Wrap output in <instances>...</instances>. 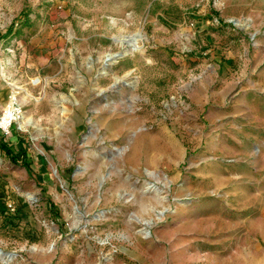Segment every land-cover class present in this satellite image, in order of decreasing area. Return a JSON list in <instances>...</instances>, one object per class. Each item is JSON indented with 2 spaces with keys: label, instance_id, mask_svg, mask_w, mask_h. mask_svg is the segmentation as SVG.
I'll list each match as a JSON object with an SVG mask.
<instances>
[{
  "label": "rangeland",
  "instance_id": "1",
  "mask_svg": "<svg viewBox=\"0 0 264 264\" xmlns=\"http://www.w3.org/2000/svg\"><path fill=\"white\" fill-rule=\"evenodd\" d=\"M12 108L0 264H264V0H0Z\"/></svg>",
  "mask_w": 264,
  "mask_h": 264
},
{
  "label": "bare ground",
  "instance_id": "2",
  "mask_svg": "<svg viewBox=\"0 0 264 264\" xmlns=\"http://www.w3.org/2000/svg\"><path fill=\"white\" fill-rule=\"evenodd\" d=\"M135 40H136V38H133V43L135 42ZM13 91L14 92L12 93V95L15 94V90H13ZM11 102L18 103V101L16 99H14L12 96H11ZM17 118H19V124H20V126H23L25 124L28 125L29 118L25 117V115L24 114H21V113H17V114L14 115V113L11 111V109H9L8 112L6 113L5 119H4V123L7 124L10 120L17 119Z\"/></svg>",
  "mask_w": 264,
  "mask_h": 264
},
{
  "label": "built area",
  "instance_id": "3",
  "mask_svg": "<svg viewBox=\"0 0 264 264\" xmlns=\"http://www.w3.org/2000/svg\"><path fill=\"white\" fill-rule=\"evenodd\" d=\"M18 109L17 108H12L11 111L14 113V114H17L19 113L17 111ZM8 111H6L1 117H0V127L3 128V129H6V127L9 125L10 121L6 124L4 123V119H5V115Z\"/></svg>",
  "mask_w": 264,
  "mask_h": 264
}]
</instances>
